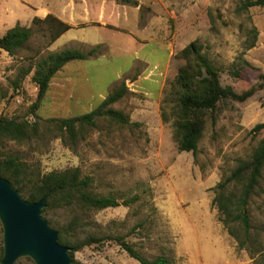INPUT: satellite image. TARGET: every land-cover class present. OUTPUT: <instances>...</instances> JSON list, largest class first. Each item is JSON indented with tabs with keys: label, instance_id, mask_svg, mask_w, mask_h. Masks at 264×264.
<instances>
[{
	"label": "rangeland",
	"instance_id": "1",
	"mask_svg": "<svg viewBox=\"0 0 264 264\" xmlns=\"http://www.w3.org/2000/svg\"><path fill=\"white\" fill-rule=\"evenodd\" d=\"M135 1V6L116 3L119 12L102 19L94 13L90 23L72 25H92L90 44L78 32L49 42L45 24L31 21L32 34L23 49L0 58V116L28 121L77 116L94 109L123 81L127 93L110 106L125 113L128 123L101 118L72 145L51 133L2 140L0 154L18 156L33 173L77 167L90 178L91 193L118 202L98 210L48 211L43 218L49 226L75 217L78 236L120 235L147 260L165 256L170 264H253L255 255L237 249L217 220L211 188L237 161L249 157L263 134L250 129L264 121V81L244 101L215 102L194 152L177 149L171 119L160 118L159 103L176 89L177 80L192 97L200 95L203 73L193 70L185 56L191 43L202 47L222 84L237 92L254 85L264 73V6L238 11V0ZM95 45L92 57L69 61L53 74L30 113L37 86L31 72L23 77L20 72L48 52H85ZM233 68H240L237 76L229 72ZM248 212L251 232L264 245V180L258 182ZM72 258L75 264H141L111 239L83 246ZM13 264L33 262L19 257Z\"/></svg>",
	"mask_w": 264,
	"mask_h": 264
},
{
	"label": "trees",
	"instance_id": "2",
	"mask_svg": "<svg viewBox=\"0 0 264 264\" xmlns=\"http://www.w3.org/2000/svg\"><path fill=\"white\" fill-rule=\"evenodd\" d=\"M114 2L133 6L137 4L135 0H114ZM254 6H264V0H238L236 8L238 11H246ZM32 21L45 24L49 33V42L71 27L52 15H46L42 20L34 17ZM31 34L30 27L15 24L0 36V49L13 56L23 49ZM96 48L97 45L85 52L73 48L48 52L36 58L30 66L22 70L20 77L31 72L30 80L37 86L35 100L29 108L30 113L38 107L50 78L56 71L69 61L92 57ZM201 48L200 45L195 46L191 43L190 50H186L185 55L190 67L203 73L200 81V95L192 97L188 86L183 81L177 80L176 89L167 91L159 103L160 118L163 121L171 119L177 149L180 151H195L202 134L205 115L214 108L217 100L244 101L259 89L264 81V73H259L258 81L254 85L242 91H235L230 85L220 82L218 69L206 54L201 52ZM242 65L248 66V63L243 61ZM240 68H233L229 72L237 76ZM16 84L17 81H14L13 86L16 87ZM126 93L127 88L124 82L120 81L94 109L72 117L40 119L34 116L33 121H28L20 116H0V142L2 140L21 141L51 133V137L60 138L72 145L76 140L83 138L86 130L95 127L97 120L101 118L127 124V115L110 106ZM250 130L254 133L263 132V134L249 157L237 161L236 165L211 188L213 193L211 205L215 209L217 220L236 242V248L245 249L250 256L255 255L253 264H264V245H259L256 236L251 232L248 212L250 198L258 187V182L264 180V121L254 124ZM0 177L8 180L27 201H37L44 197V206L41 208L42 217L48 211L63 207L98 210L118 205L113 197L91 193L88 190L90 178L81 175L77 167L33 173L18 156L3 157L0 154ZM121 203L126 204L127 200H122ZM76 221L77 219L73 217L65 225L50 226L57 232V242L69 248L71 264H75L72 258L75 251L104 239L114 241L141 264H170L165 256H156L150 260L141 257L120 235L80 237L77 235ZM47 223L50 224V222Z\"/></svg>",
	"mask_w": 264,
	"mask_h": 264
},
{
	"label": "water",
	"instance_id": "3",
	"mask_svg": "<svg viewBox=\"0 0 264 264\" xmlns=\"http://www.w3.org/2000/svg\"><path fill=\"white\" fill-rule=\"evenodd\" d=\"M44 197L24 199L11 183L0 177V264L28 257L33 264H71L69 248L56 239V230L41 216Z\"/></svg>",
	"mask_w": 264,
	"mask_h": 264
},
{
	"label": "crops",
	"instance_id": "4",
	"mask_svg": "<svg viewBox=\"0 0 264 264\" xmlns=\"http://www.w3.org/2000/svg\"><path fill=\"white\" fill-rule=\"evenodd\" d=\"M118 6L114 0H0V36L15 24L29 27L32 18L42 20L46 15H52L71 25L53 41L78 32L81 40L90 44L89 40L95 38L93 34L90 35L93 33L92 25L82 28H74L72 25L79 22L90 23L94 13L101 19L111 12L117 13ZM4 55L7 53L0 49V58Z\"/></svg>",
	"mask_w": 264,
	"mask_h": 264
}]
</instances>
